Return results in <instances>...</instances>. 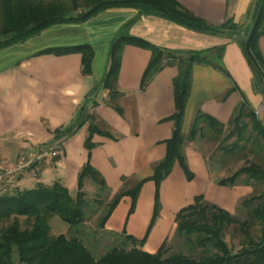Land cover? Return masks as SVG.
I'll return each instance as SVG.
<instances>
[{"label": "crops", "instance_id": "1", "mask_svg": "<svg viewBox=\"0 0 264 264\" xmlns=\"http://www.w3.org/2000/svg\"><path fill=\"white\" fill-rule=\"evenodd\" d=\"M177 1L211 24L232 21L238 26L249 21L255 2ZM131 20L134 22L126 30L129 35L176 53L204 52L209 60L193 64L182 124L185 136L198 110L227 123L235 106L244 99L264 124V85L255 79L241 35L197 31L138 8H108L85 22L56 24L0 50V158L14 163L19 155L47 145H56L58 149L57 156L38 162L21 178L30 176L46 183L59 180L75 193L80 172L89 163L103 177L106 197L111 199L149 177L154 165L165 156V141L174 129L170 117L175 112L173 80L179 73L178 59H165L162 67L143 84L151 50L126 44L115 98L111 99L109 90L101 86L109 65L111 42ZM79 45L92 48L89 72L84 70L79 51L45 52ZM258 47L264 58V34L258 39ZM90 125L96 127L92 134ZM90 134L93 145L87 147ZM205 145L199 138L185 142L186 162L194 174L191 180L176 162L161 181L159 215L142 247L147 252H156L173 237L177 212L192 204L197 195L202 194L207 201L231 211L251 192L248 185L230 187L217 183L223 174L217 176V171L212 170ZM92 183L90 178L84 180L87 193L94 189ZM156 189L153 180L144 182L131 212L133 199L123 196L107 219L105 229L126 232L137 239L145 237ZM54 220L60 219L53 217L51 221Z\"/></svg>", "mask_w": 264, "mask_h": 264}, {"label": "trees", "instance_id": "2", "mask_svg": "<svg viewBox=\"0 0 264 264\" xmlns=\"http://www.w3.org/2000/svg\"><path fill=\"white\" fill-rule=\"evenodd\" d=\"M120 7L138 8L197 31L241 35L243 51L255 79L264 85V58L258 47V39L264 34V0H255L250 19L242 26L232 21L211 24L177 0H0V50L22 43L53 25L82 23L102 10ZM133 22H127L123 26L124 32L112 40L109 65L101 86L109 90L111 99L115 98L116 80L126 44L151 50L143 84L162 67L165 59H178L179 73L173 80L175 112L170 117L174 121V129L172 136L165 141V156L154 165L149 177L121 190L111 199L106 197L107 185L103 177L89 163L80 172L75 193L59 180L49 183L36 180L33 187L24 189L19 185L13 194L0 198V264H264V124L244 99L235 106L227 123L198 110L185 136L182 124L192 84L193 64L208 63L209 60L204 52L176 53L129 35L126 30ZM46 51L59 54L79 51L84 70L90 71L93 52L89 45ZM94 130L96 127L90 125L91 134ZM91 134L87 138V147L93 145ZM198 138L216 143L215 150L219 153L222 167L228 170L218 177V184L251 187V192L240 201L239 211L243 216L237 217L207 201L204 195H197L192 204L176 214L173 238L185 251L168 254L166 240L156 252H147L142 247L159 215V185L176 162L183 168L187 179L194 177L186 162L184 145L186 140ZM240 159H243V165L230 169ZM86 178L98 185L93 196L83 189ZM147 180H153L157 189L145 237L137 239L126 232L106 230V221L119 200L130 195L133 199L131 212ZM53 217H58L68 226L66 233L52 232ZM92 217L96 228L87 233L86 223ZM230 227L241 234L238 250H234L226 239V231ZM97 234H108L114 243L97 254L99 256H94L90 248L95 249L96 246H90L86 238L91 236L95 239Z\"/></svg>", "mask_w": 264, "mask_h": 264}, {"label": "rangeland", "instance_id": "3", "mask_svg": "<svg viewBox=\"0 0 264 264\" xmlns=\"http://www.w3.org/2000/svg\"><path fill=\"white\" fill-rule=\"evenodd\" d=\"M205 143L207 145H205L204 148H206V146H207L206 154L209 158L212 170L217 171L218 175L228 173V170L225 169V167H222L221 161L219 160V153L215 150L216 143L213 141H205ZM243 163H244L243 159H240L239 161H237V163H235V165L232 164V166H230V169H236V168L242 166ZM35 183H36V179L32 178L30 176H24L23 178H21L19 180V185L22 189L31 188L34 186ZM91 186L94 187V189H92V187H91L92 191L88 192L89 196H93L94 193L98 190L97 184L92 183ZM88 188H90V187L88 186ZM240 201L237 204V206L235 207V209L231 210L230 212L233 213L234 215H236L237 217L241 218L243 216V214L241 213V211H239ZM51 225H52V232L54 234H59L62 232L66 233L67 227H68L65 223L61 222L60 220H57L56 222H55V220L51 221ZM86 227L88 228L87 233L93 231L96 228V222H95L93 217L88 219V221L86 223ZM97 232H98V230H97ZM97 235L95 236V239H93L91 236H88L86 238V240L90 246H96L95 249H93L92 247L90 248V251L92 252V254L94 256H99L97 254H101L102 252H104L106 247H108L112 243H114V240L111 239V237H109L108 234H103L101 236H99V235L97 236ZM226 239H227L228 243L234 248V250L239 249L241 234L238 231H236L233 227H230L227 229ZM167 247L169 248L168 254L177 252L179 250L185 251L184 250L185 248L176 240V238H173V237H171L168 240Z\"/></svg>", "mask_w": 264, "mask_h": 264}, {"label": "built area", "instance_id": "4", "mask_svg": "<svg viewBox=\"0 0 264 264\" xmlns=\"http://www.w3.org/2000/svg\"><path fill=\"white\" fill-rule=\"evenodd\" d=\"M32 136V133H29ZM58 155L56 145H47L36 152L19 155L14 163L0 158V198L13 194L19 186L20 177L36 163Z\"/></svg>", "mask_w": 264, "mask_h": 264}]
</instances>
